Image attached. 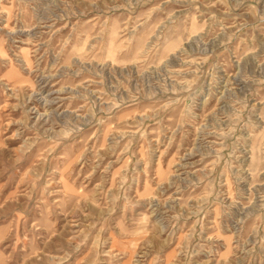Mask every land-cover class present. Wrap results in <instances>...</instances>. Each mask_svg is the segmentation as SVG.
Wrapping results in <instances>:
<instances>
[{
	"label": "rangeland",
	"instance_id": "1",
	"mask_svg": "<svg viewBox=\"0 0 264 264\" xmlns=\"http://www.w3.org/2000/svg\"><path fill=\"white\" fill-rule=\"evenodd\" d=\"M0 264H264V0H0Z\"/></svg>",
	"mask_w": 264,
	"mask_h": 264
}]
</instances>
